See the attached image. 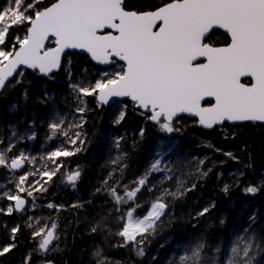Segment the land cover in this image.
<instances>
[{"label": "snow or ice", "instance_id": "1", "mask_svg": "<svg viewBox=\"0 0 264 264\" xmlns=\"http://www.w3.org/2000/svg\"><path fill=\"white\" fill-rule=\"evenodd\" d=\"M43 3L44 0H10L11 7L0 9V90H6V82L14 75L23 76V71H18L21 66L52 78L50 74L60 69L66 51L80 50L97 64L122 63L119 70L105 71L94 84L73 83L71 87L78 97L95 96L98 104H108L114 97H126L131 100L134 111L140 109L139 115L169 136L180 131L175 125L182 115L198 118V124L205 129L225 122H264V0H167L148 6L146 10H129L125 0H54L50 5L40 7ZM24 26L25 34L15 36L12 43L7 44L10 30ZM218 29L230 37L223 46L213 42ZM50 38L54 47H46ZM68 71L70 76V67ZM245 77L250 78L251 83L242 82ZM20 82L19 79L15 81L17 84ZM209 98L214 103H202ZM80 103L85 101L80 100ZM77 110L81 114L85 111L84 108ZM124 118L125 111L120 109L114 122L120 124ZM74 126L82 127L83 123ZM50 127L53 134L62 131L60 124L53 123ZM62 134L68 136L67 131ZM12 135H16L15 131ZM80 135L75 133L76 139ZM143 136L144 129H141L140 137ZM28 138L34 139V136ZM121 139H117V146ZM69 142L75 144L76 140L69 138ZM13 147L15 145L10 143L0 152V166L17 170L24 163L31 162L23 153L9 161L7 152ZM174 148V143L162 141L150 168L134 181L135 188L128 190V186H124L123 196L117 192L118 185L106 187L105 191L114 203L120 205L135 201L152 173H172V168L167 163L162 165V160ZM74 154L73 151L56 150L48 159L55 164L56 158ZM225 155L235 159L231 152ZM122 158L118 156L112 163L117 164ZM59 167L57 165L53 171L40 175L51 180ZM208 172L211 169L201 171L199 175L207 177ZM31 174L19 177L16 194L3 193L0 198L15 203L0 209V213L10 216L13 212L25 210L26 200L19 193L27 192L29 197L33 196V190L24 187ZM237 175L242 177L243 173ZM79 178L80 172L76 171L68 175L67 180L74 185ZM164 179H172V176L166 175ZM46 183L38 180L32 189L47 191ZM104 184L107 186L108 181L105 180ZM262 187L264 183L249 184L243 191L256 195ZM194 188L195 184L188 188L182 178H177L176 191L162 189L142 218L134 216L135 209L127 211L121 217L124 223L117 233L123 238L119 247L133 244L136 255L143 257L145 239L156 232L158 222L162 223L161 217L169 207L165 198L179 199ZM152 190L149 185L148 191ZM222 191L228 195L230 185H224ZM48 207L53 208L54 205L48 204ZM209 211L210 207H205L195 218L203 217ZM256 222L257 216L249 215L247 226L233 234L226 249L220 243L210 246L203 236L199 237L186 246L178 257V264H264V235L254 229ZM102 223L91 231L96 232ZM224 223L225 219L221 218L220 224ZM56 227L53 223L51 228L45 226L33 233V239L40 237L38 252L47 253L53 240L59 238ZM19 231L18 225L11 229L13 241ZM15 247L13 242L0 248V257ZM209 247L211 255L206 252ZM93 256L96 264H112L100 249ZM30 261L31 254L25 258L24 264ZM169 264H174V261Z\"/></svg>", "mask_w": 264, "mask_h": 264}, {"label": "trees", "instance_id": "2", "mask_svg": "<svg viewBox=\"0 0 264 264\" xmlns=\"http://www.w3.org/2000/svg\"><path fill=\"white\" fill-rule=\"evenodd\" d=\"M53 2L54 0H44L40 7ZM13 40L10 30L7 44L10 45ZM69 67L71 77L82 72L93 74L95 69L83 55L68 54L61 71L52 78L26 71L21 76L20 83L0 95V152L10 143L15 145L7 152L9 161L20 147L26 146L31 152H35L45 142L54 144L50 127L52 118L48 117V111L63 108L68 99L65 97L53 100L71 85ZM54 94L56 96L51 98ZM90 107L81 114L85 120L84 126L73 128V134L79 132L83 136V141L78 146L80 151L75 149L74 155L61 156L56 158L55 164L49 163L50 172L57 165L60 167L51 180H48L45 187L47 191L37 192L39 198L36 209L30 212H13L10 216L0 213V248L13 242L16 244L11 252L0 257V264H24V257L29 249L32 251L29 264L43 261H50L51 264H96L93 253L97 249L102 250V255L112 264H169L170 261L178 264L179 250H184L201 236L208 245L220 243L226 249L233 234L247 226L248 216L251 214L257 216L254 229L264 235V187L256 195L245 194L243 191L249 184L255 186L264 183V126L225 124L206 132L198 129L193 122H183L180 128L184 129V133H177L178 137L174 139L182 149L192 150L205 158L197 172L182 175L185 187L190 188L195 184V188L179 199L167 196L168 211L161 218L162 223L158 222L156 232L145 239L142 245L145 252L143 257L136 255L133 244L119 247L123 238L117 233L123 227L124 220L121 217L124 212L132 207L137 215L143 216L153 193L142 188L135 201L117 205L105 188L118 185L117 192L122 196L125 185L130 190L129 184L144 174L148 166L146 157L150 151L149 144L159 135L154 133L156 125L135 116L114 124L110 115L111 107L97 104L95 98L91 100ZM142 126L144 136L138 149L130 153L125 161L114 164L111 179L107 178L110 171L107 159L109 136L113 131L118 134L134 131L136 136L137 129ZM13 131L15 136L12 135ZM29 136H34V139H29ZM228 152L235 159L226 156L225 153ZM246 165L250 167H245ZM208 169L211 172H208L207 177L199 175V172H206ZM71 171L80 172V178L74 184L77 191L72 190L73 184L64 182L62 178ZM241 172L243 176L236 177L235 174ZM105 180L108 181L107 186L104 184ZM0 181L3 183L0 197L6 187L17 192L13 185L17 182V176L8 168L0 166ZM5 181L12 183L4 185ZM226 184L230 185L228 195L222 191ZM97 189L101 191L98 192ZM20 195L27 196L25 193ZM27 198L30 199L28 196ZM7 203V198H0L1 209H6ZM49 203L55 208H49ZM212 204L215 207H211ZM205 207H210V211L203 217L195 218ZM221 218L225 219L223 225L220 224ZM101 222L102 227L92 232L91 229ZM53 223L57 225L59 238L51 244L47 253L41 255L35 248L33 233L45 226L51 228ZM17 225L20 231L13 241L11 229ZM206 252L211 255V247L206 248Z\"/></svg>", "mask_w": 264, "mask_h": 264}, {"label": "rangeland", "instance_id": "3", "mask_svg": "<svg viewBox=\"0 0 264 264\" xmlns=\"http://www.w3.org/2000/svg\"><path fill=\"white\" fill-rule=\"evenodd\" d=\"M119 70L118 68L116 70L111 69H102L98 71L95 77H93V74L84 73L79 78H76L71 81V85L73 83L76 84H94L96 80L101 79L102 75L105 71L111 73L113 71ZM95 71V70H94ZM80 100L85 101L84 104L80 103ZM125 103H118L114 106H111V119L114 124H116L114 121L116 120L117 116L119 115L120 109H124L126 106ZM78 108H84L85 110L90 109L91 107L87 104V97L83 96H77V93L71 90V95L68 97L67 101L64 103V107L61 109H57L55 111V117L52 118L51 124L57 123L60 124L62 131H57V134L63 137L64 139L69 140V138L73 139V128L74 125L81 123L82 115L77 110ZM62 121V123H61ZM117 125V124H116ZM140 128L137 129L136 136L134 134V131L130 132H122L120 134H114L111 137V157L116 159L118 156L123 157L119 163L126 160V158L129 156L130 153L134 152L138 147L140 146L141 137H140ZM63 131L68 132V136H64L62 133ZM54 137V135H53ZM123 138L120 140L119 146H117L116 141L118 138ZM172 142L175 144V148L173 151L168 153L167 156L164 157V160H162V165L167 163L172 168V173H165V172H154L148 177V184L152 186L153 192L156 194L155 198L161 194L162 189H168V190H176L177 187V178H182L183 174L186 173H195L198 171V169L201 168L202 164L201 161H204V156L198 154L196 155L194 151L192 150H184L182 149L176 139H169L166 135H159L157 136L156 142L153 146V153L152 157L153 160L157 158V149L158 145L162 142ZM54 144H50L48 142H45L41 148L35 152H32L27 149L26 146L20 147L18 149V152L15 154L16 157L19 156L21 153H23L25 156L29 158L31 162H29V168L27 171H25L22 175H26L29 173H32L30 178L25 182L24 187L29 190H33V196L30 197L32 200L30 203V208L28 212L34 210V205L36 203V199L38 197L37 192L34 189H32V186L36 184V181H40L41 183H44V181H47L46 184H44V187L48 184V177L43 176L41 177V173L48 171L50 172L49 163H53L50 159H48V156L56 150H61L58 143L53 142ZM126 154V155H125ZM15 157V156H14ZM166 175H171L172 179H164ZM236 177L238 176L235 174ZM28 176V177H29ZM20 177V176H19ZM19 177H17V182ZM17 182L15 183V189ZM134 182V181H132ZM39 187V185H37ZM136 187V186H135ZM134 187V188H135ZM42 191V190H41ZM17 192H14L13 194H16ZM27 195V192H24ZM28 196V195H27ZM134 208H130L129 210H132ZM146 215V214H145ZM135 216V215H134ZM136 217V216H135ZM143 217V216H142ZM184 253L183 249L179 250V256Z\"/></svg>", "mask_w": 264, "mask_h": 264}, {"label": "bare ground", "instance_id": "4", "mask_svg": "<svg viewBox=\"0 0 264 264\" xmlns=\"http://www.w3.org/2000/svg\"><path fill=\"white\" fill-rule=\"evenodd\" d=\"M126 3H138V4H141V5H147V6H154V5H159L160 3L158 2V0H125V4ZM5 7H11V4H10V0H0V9H2V8H5ZM25 27L26 26H24V27H19V28H14V29H12L11 30V35L12 36H23L24 34H25ZM47 46L48 47H53V43L51 42V38H50V41L47 43ZM68 54H71V53H68ZM67 54V55H68ZM66 55V56H67ZM78 55H82V54H78ZM65 56V57H66ZM84 57H86L87 59H88V61L95 67V71H93V77H95L96 76V74L98 73V71H100V70H102V69H111V70H115L116 69V66L115 65H110V66H107V67H102V66H100V65H96L95 63H93V62H91L90 61V58H89V56H87V55H83ZM65 59V58H64ZM63 62H64V60H63ZM63 62H62V64H63ZM61 67H62V65H61ZM19 71H23V74L26 72V71H30V72H33L35 75H37V76H41V77H46V76H44V75H42V74H40L39 72H38V70L37 71H34V70H32V69H26V68H21ZM61 71V68L59 69V70H57L56 72H54V73H51L50 74V76L51 77H53L54 75H56L57 73H59ZM84 73L85 72H82V73H80V74H78L77 76H75V77H71V75L69 76L70 77V79H71V81L72 80H74V79H76V78H79V77H81L82 75H84ZM20 78H21V76H14V78L12 79V80H10L7 84H6V90L7 89H9V88H11L12 86H10V84H15V86H16V84L17 83H15V81L17 80V79H19L20 80ZM46 78H48V77H46ZM6 90H1L0 91V95L2 94V93H4ZM71 90H72V87H71V85L68 87V88H65V91L64 92H62V93H58V97H56V99H53V100H61V99H63V98H65V97H69L70 95H71ZM56 96V94H54V95H51L50 97L51 98H54ZM93 98H95V100H96V103L98 104V101H97V98L95 97V96H88L87 97V104L89 105V106H91V100L93 99ZM127 100H130V99H127ZM126 100H124V101H116V102H114L113 104H111V105H102V104H100L101 106H108V107H111V106H114L115 104H118V103H122V102H125ZM57 109H49V111H48V117H50V118H54L55 117V111H56ZM141 110L140 109H136L135 111L133 110V108H128V109H125V112H126V114H125V118H128V120H130V117H132V116H135V117H137V115L135 114L136 112H140ZM128 112H129V114H128ZM128 116V117H127ZM185 116H187V115H185ZM182 117V116H181ZM124 118V119H125ZM138 118V117H137ZM84 119H81V123H83V126H84ZM197 121V120H196ZM151 122V121H150ZM225 124H227V123H224L222 126H220V127H215L214 129H217V128H221V127H223ZM248 124H255V123H248ZM195 125H196V127H197V122L195 123ZM229 125V124H228ZM242 125H244V124H242ZM258 125H261V124H258ZM82 126V127H83ZM231 126H233V125H231ZM234 126H237V125H234ZM264 126V125H263ZM198 128V127H197ZM140 129H144L143 128V126L140 128ZM180 129V131L179 132H174V133H180V134H183L184 132V129L183 128H179ZM198 129H200V128H198ZM213 129V130H214ZM202 130V129H201ZM212 130V131H213ZM205 131V130H204ZM206 132H211V131H206ZM154 133L155 134H158V135H166L167 136V133H163V132H161V131H159L158 130V128H157V126L155 127V131H154ZM114 134H118V132L117 131H113V133L109 136V138H108V142H107V145H108V149H107V151H108V156H107V159H108V161H109V163H108V166H110V171H109V174L106 176L107 178H109V175H112V173H113V171H114V168H113V163H112V161L113 160H115L114 159V157L112 158L111 157V151H112V149L110 148V146H111V143H110V141H111V137L114 135ZM54 135V137H53V142H56V143H58L59 144V146H60V149L61 150H65V151H74L76 148H78V146L82 143V141H83V136H81L80 135V138L79 139H76V136H75V134H74V136H73V140H76V143L75 144H72V143H70L69 142V140H67V139H64L63 137H61L60 135H58L57 134V132L55 133V134H53ZM168 137V136H167ZM169 138V137H168ZM156 137H154V139H153V141H152V143H150L149 145H150V151L147 153V157H146V160H147V162H148V166L145 168V171L148 169V168H150V166H151V164H152V162H153V157H152V153H153V146H154V144H155V142H156ZM174 139V138H173ZM102 141H104V138H102ZM178 142V141H177ZM179 144V143H178ZM32 154H33V152H32ZM15 157H16V155L15 154H13ZM13 158V157H12ZM59 158V157H58ZM28 164H29V162H26V169L24 170V171H22L21 173H18V174H15V173H13L10 169H9V171L13 174V175H15V176H17V177H19V176H21L25 171H27L28 170V168H29V166H28ZM145 171H144V174H145ZM73 173H75V171H71V172H69V173H67V174H65L64 176H62V178H63V180H64V182H66V183H69L68 182V180H67V177H68V175H70V174H73ZM143 174V175H144ZM19 175V176H18ZM143 175H141V176H139V177H136L135 178V180L134 181H136L138 178H140V177H142ZM30 178V176L28 177V179ZM9 183H12L11 181H8V182H4V185H7V184H9ZM69 184H71V183H69ZM13 185H15L14 183H13ZM136 185H135V183L134 182H131L130 184H129V187H130V190H132L134 187H135ZM0 188L1 189H3V183L0 181ZM145 189H146V191L147 192H152L153 194V197H152V200L150 201V204H149V207H148V209H147V211L145 212V214L148 212V210L150 209V206H151V203L155 200V196H156V194L153 192V191H148V187L147 186H145L144 187ZM72 190L73 191H77V188H76V186L75 185H72ZM43 191V190H42ZM170 191V190H169ZM4 192H10V193H14V191L10 188V187H6L5 188V190H4ZM24 193V192H23ZM20 194H22V193H19V195ZM21 197H23V198H25V200H26V205H25V210H29V206H30V203H31V199H28L27 198V196H23V195H20ZM29 197V196H28ZM30 198V197H29ZM39 198V195H38V197H37V199ZM37 199H36V203H35V205H34V210L36 209V207H37ZM166 199V201H167V197L165 198ZM14 201H10V200H8V203H7V207L8 206H10V205H14ZM49 204H52V203H49ZM53 205V204H52ZM55 208V206L52 208V209H54ZM130 208H132V207H128L127 209H126V211L124 212V215H123V217L125 216V213L127 212V211H129V209ZM1 209V208H0ZM24 210V211H25ZM34 210H32V211H34ZM23 211V212H24ZM167 211H168V209L166 210V213H167ZM16 213H18V212H16ZM20 213H22V212H20ZM144 214V215H145ZM134 215L136 216V217H140V218H142V216H139V215H137L136 213H135V211H134ZM143 215V216H144ZM162 218V217H161ZM56 235H57V232H56ZM58 236V235H57ZM39 240L40 239H34V242H35V248L36 249H38V246H39ZM57 241V239H55V240H53V242L52 243H54V242H56ZM51 246L52 245H50L49 246V249L51 248ZM39 254H41V255H43V253H40V252H38ZM29 254H31V256H32V251L29 249L28 251H27V255L24 257V260H25V258L29 255ZM39 264H51V262L50 261H43V262H41V263H39Z\"/></svg>", "mask_w": 264, "mask_h": 264}, {"label": "flooded vegetation", "instance_id": "5", "mask_svg": "<svg viewBox=\"0 0 264 264\" xmlns=\"http://www.w3.org/2000/svg\"><path fill=\"white\" fill-rule=\"evenodd\" d=\"M158 2L160 3V4H162V3H165V2H167V0H158ZM125 6H126V8L127 9H129V10H131V9H137V10H146L147 9V5H141V4H138V3H126L125 4ZM215 36L213 37V42L214 43H217V45L218 46H223L224 44H226V43H228L229 41H230V37H228L227 36V34L226 33H224L223 32V30L222 29H218V30H215ZM120 63H122V62H118L115 66H116V69L118 68L119 69V64ZM115 69V70H116ZM114 70V69H113ZM242 82H244V83H251V81H250V78H247V77H245V78H242ZM210 102H212V103H214V101H211L210 100V98L209 99H206L204 102H202L203 104H205V105H207V104H209ZM122 103H125L124 105L126 106V108L125 109H128V108H133L132 107V102H131V100H126L125 102H122ZM139 112H136L135 114L137 115V117L139 118V119H142L143 121H145V122H148V121H146L145 119H144V117L142 116V115H139L138 114ZM125 114H126V112H125ZM128 114H129V112H128ZM196 123L197 121H196V119H193V118H190L189 116H182V117H180V122L179 123H177L175 126L177 127V128H180L181 127V123ZM167 136L169 137V138H177L178 136H177V133H173V134H171V136H169L168 134H167Z\"/></svg>", "mask_w": 264, "mask_h": 264}, {"label": "water", "instance_id": "6", "mask_svg": "<svg viewBox=\"0 0 264 264\" xmlns=\"http://www.w3.org/2000/svg\"><path fill=\"white\" fill-rule=\"evenodd\" d=\"M106 31H108V30H106ZM46 47H48L47 46V44H46ZM53 47H54V44H53ZM68 53H71V54H82V55H87V56H89L87 53H85V52H82V51H80V50H68V51H66V53H65V55L62 57V62H63V60H64V58H65V56L68 54ZM89 58H90V56H89ZM90 61L91 62H93V63H95L96 65H100V66H102V67H107V66H110V65H102V64H97L95 61H93L91 58H90ZM62 62H61V65H62ZM23 66H21V68H22ZM20 68V69H21ZM61 68V67H60ZM20 69H18V71L20 70ZM57 71V70H56ZM56 71H54V72H56ZM53 72V73H54ZM15 76V75H14ZM14 76L12 77V78H10V80H12L13 78H14ZM8 82H6V84H7ZM1 91V90H0ZM128 98H126V97H124V98H117V97H114V98H112V99H110L109 100V103L108 104H102V105H111V104H113L114 102H116V101H124V100H127ZM182 116H185V115H182ZM190 117V116H189ZM190 118H193V119H196L197 120V127L198 128H200V129H202V130H205V131H212L215 127H220V126H222V125H216V126H214L212 129H205V128H203L202 126H200L199 124H198V118H196V117H190ZM225 123H227V124H229V125H242V124H248V123H253V122H236V123H233V122H225ZM255 124H261V125H264V122H255ZM26 169V163H24L23 164V166L21 167V168H19V169H17V170H11L13 173H15V174H18V173H21L22 171H24ZM23 198V197H22ZM25 199V198H24ZM18 213H20V212H18Z\"/></svg>", "mask_w": 264, "mask_h": 264}]
</instances>
